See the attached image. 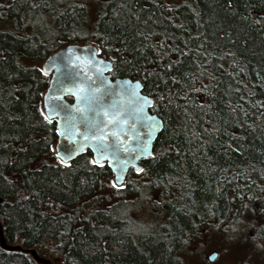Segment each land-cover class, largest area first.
<instances>
[{"label":"trees","instance_id":"obj_1","mask_svg":"<svg viewBox=\"0 0 264 264\" xmlns=\"http://www.w3.org/2000/svg\"><path fill=\"white\" fill-rule=\"evenodd\" d=\"M52 1L0 0L6 242L53 264H193L180 254L200 230L242 222L264 250V0H99L92 30L83 0ZM85 39L112 78L141 83L163 124L145 171L117 188L89 151L61 165L55 121L40 116L41 63ZM141 204L162 219L155 228L136 224ZM0 264L39 263L0 248Z\"/></svg>","mask_w":264,"mask_h":264},{"label":"water","instance_id":"obj_2","mask_svg":"<svg viewBox=\"0 0 264 264\" xmlns=\"http://www.w3.org/2000/svg\"><path fill=\"white\" fill-rule=\"evenodd\" d=\"M69 49H71V51H69ZM111 67V62L98 57L96 48L91 45L79 46L77 44H69L53 52L41 64V69H46L47 76H49L48 86L42 99L43 110L44 104L50 94L53 97L59 96L60 102L65 105L77 106L76 95H73V93L79 95L78 89L80 87H83L85 93H88L91 88L104 85V87H102V92L104 93L105 106L115 101L118 105H122L126 109L124 119L127 120V123L122 125L120 138L126 141V146L130 149H136L138 143L144 142L147 144L148 152L152 153L153 142L162 129L150 130L144 126L149 116L155 117L157 121L162 122L155 114L150 112L152 100L142 93V86L139 81H133L129 78H112L108 73ZM133 90L136 96L131 95ZM117 93H119V95H117ZM137 97H143L150 102L144 104L143 113L138 118L131 115V109L136 105ZM79 106L83 107L84 105L80 104ZM69 111L71 112V107ZM71 114L79 120L80 113L71 112ZM57 119L58 118L53 117L54 121ZM133 123L136 124V128L131 127ZM76 127L83 130L82 125L79 123H77ZM111 130L112 126H109L107 131ZM149 131H151L150 139L148 137ZM129 136H131L132 139H129ZM113 141L114 138L109 136V142ZM84 143H86V147L79 152L74 151L75 148ZM94 144V141L84 142L79 132L73 130V134L68 139L58 136L54 149L56 150L55 154L59 151L60 154L65 157L66 163L72 161L86 151H89L92 155V159L98 161L97 164L107 163L109 170L113 174L114 182L121 185L124 183L130 169H134L137 172V168H141L139 161L150 157L146 153L137 158L136 153L129 155L128 153L121 152L122 160H127L128 162L126 164L120 161L111 162L110 159L98 158L97 153L93 151ZM65 149H67V151H65ZM69 155H71V159L67 158ZM118 175L122 177L119 181H117ZM0 248L4 251L22 250L20 246L10 245L6 242L1 223ZM23 251L30 254L33 260L39 264H52L48 259L39 256L34 249ZM213 254L215 253L208 256L207 259L209 262L214 261L216 256L213 257Z\"/></svg>","mask_w":264,"mask_h":264},{"label":"snow or ice","instance_id":"obj_3","mask_svg":"<svg viewBox=\"0 0 264 264\" xmlns=\"http://www.w3.org/2000/svg\"><path fill=\"white\" fill-rule=\"evenodd\" d=\"M69 51H71V49H69ZM40 71L42 74L47 75L46 69H40ZM102 87H104V85L97 88H91L88 93H85L83 87H80L78 89V92L80 93L79 95L73 93V95H76L77 106L65 105L60 102L59 96L53 97L50 94L44 104V110L40 111V116L47 124L54 123L53 117L58 118L55 121L57 125L55 131L58 136L68 139L73 134V130H75L76 132H79L84 142L94 141L95 144L93 145V151L97 153L99 159H110L111 162L120 161L126 164L128 161L122 160L121 152L128 153L129 155L136 153L137 158L145 153L149 156H154L153 153L148 152L147 144L144 142L138 143L136 149H130L126 146V141L120 138L122 125L127 123V120L124 119L126 109L122 105H118L115 101L105 106ZM117 95H119V93H117ZM131 95L136 96L134 90L131 92ZM161 99H163V97H161ZM148 103L150 102L145 98L137 97V103L131 109V115L138 118L143 113L144 104ZM80 104H83L84 106L80 107ZM199 106L203 107V105ZM70 107L71 112L80 113L79 120L71 114L69 111ZM77 123L82 125L83 130L76 127ZM109 126H112L111 131H107ZM144 126L150 130H159L163 127V124L162 122L157 121L155 117L149 116L147 118V123ZM131 127L136 128V124L133 123ZM109 136L114 138L113 142H109ZM148 137L149 139L151 138V131H149ZM128 138L132 139L131 136ZM86 146V143L80 144L74 149V151L79 152ZM54 151L56 150L54 149ZM65 151H67V149H65ZM56 154L57 160L61 165L64 167H70V165L66 163L65 157L62 156L59 151H57ZM67 158L71 159L72 157L69 155ZM97 162L96 159L90 161L93 165H96ZM99 166L103 167L104 165L100 164ZM144 171L143 168H137L138 173ZM121 179L122 177L118 175L117 181ZM9 183H11V181H9ZM121 186L122 185L117 182L112 183V187L114 188ZM24 198L26 199L27 197ZM259 211L264 212V207L260 208ZM217 255L218 253H215L213 254V257Z\"/></svg>","mask_w":264,"mask_h":264},{"label":"rangeland","instance_id":"obj_4","mask_svg":"<svg viewBox=\"0 0 264 264\" xmlns=\"http://www.w3.org/2000/svg\"><path fill=\"white\" fill-rule=\"evenodd\" d=\"M54 1L56 0L52 2L54 3ZM57 1L60 7L76 4L71 0ZM100 3L99 0H83V3L77 4L84 7V28L86 30H92L94 27L93 20L99 15L97 7ZM7 23V26L11 28V21ZM146 210L147 207L144 204H141L139 208L136 207L133 214L138 221L136 224L147 228H155L162 219L157 218V216H150ZM241 223H231L230 226L222 223L219 227L208 225L192 238L182 258L187 263L194 262L193 264H264V250L250 247L246 241L249 234L246 233L245 237ZM246 251L252 253L256 259H253L250 253ZM211 253H218L213 262L205 259Z\"/></svg>","mask_w":264,"mask_h":264},{"label":"bare ground","instance_id":"obj_5","mask_svg":"<svg viewBox=\"0 0 264 264\" xmlns=\"http://www.w3.org/2000/svg\"><path fill=\"white\" fill-rule=\"evenodd\" d=\"M85 43H75V44H77V45H79V46H86V45H91V46H93V47H95V45H93L92 43H90L89 41H87L86 39H85V41H84ZM67 45H69V44H67ZM96 48V47H95ZM96 50H97V48H96ZM97 55H98V57H100V58H102V59H104L105 60V58H103L102 56H99V54H98V50H97ZM112 66V65H111ZM112 68V67H111ZM111 70V69H110ZM109 73V72H108ZM134 170V169H133ZM18 246H20V245H18ZM21 247V246H20ZM22 248V247H21ZM23 250H28V249H23L22 248V250L21 251H23ZM25 252V251H24Z\"/></svg>","mask_w":264,"mask_h":264},{"label":"flooded vegetation","instance_id":"obj_6","mask_svg":"<svg viewBox=\"0 0 264 264\" xmlns=\"http://www.w3.org/2000/svg\"><path fill=\"white\" fill-rule=\"evenodd\" d=\"M212 254V253H211ZM183 257V252L180 254V259ZM208 258V257H207ZM207 258H205L206 260H208Z\"/></svg>","mask_w":264,"mask_h":264}]
</instances>
